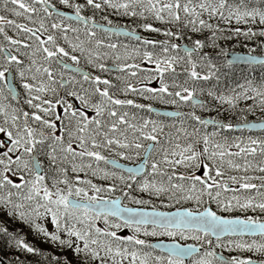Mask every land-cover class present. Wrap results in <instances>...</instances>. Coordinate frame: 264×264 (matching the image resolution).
Returning <instances> with one entry per match:
<instances>
[{"label": "snow or ice", "instance_id": "1", "mask_svg": "<svg viewBox=\"0 0 264 264\" xmlns=\"http://www.w3.org/2000/svg\"><path fill=\"white\" fill-rule=\"evenodd\" d=\"M0 242L264 264V0H0Z\"/></svg>", "mask_w": 264, "mask_h": 264}, {"label": "trees", "instance_id": "2", "mask_svg": "<svg viewBox=\"0 0 264 264\" xmlns=\"http://www.w3.org/2000/svg\"><path fill=\"white\" fill-rule=\"evenodd\" d=\"M12 227H18L17 225H13ZM24 231L27 233V239L29 242H34V243H37L39 244V241H37L35 239V237L31 234V232H29L27 229H24ZM0 246H2V242H0ZM40 247H48L47 245H44V244H40L39 245ZM4 255H8V253H3Z\"/></svg>", "mask_w": 264, "mask_h": 264}]
</instances>
